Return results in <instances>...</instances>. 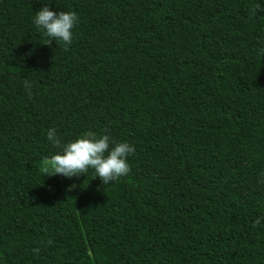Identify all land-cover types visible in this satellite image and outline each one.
Returning a JSON list of instances; mask_svg holds the SVG:
<instances>
[{
  "label": "trees",
  "instance_id": "obj_1",
  "mask_svg": "<svg viewBox=\"0 0 264 264\" xmlns=\"http://www.w3.org/2000/svg\"><path fill=\"white\" fill-rule=\"evenodd\" d=\"M50 129L129 174L46 176ZM0 264H264V0H0Z\"/></svg>",
  "mask_w": 264,
  "mask_h": 264
},
{
  "label": "clouds",
  "instance_id": "obj_2",
  "mask_svg": "<svg viewBox=\"0 0 264 264\" xmlns=\"http://www.w3.org/2000/svg\"><path fill=\"white\" fill-rule=\"evenodd\" d=\"M78 23L75 12L61 11L57 14L48 6L35 14L34 24L45 31V35L55 41L70 45L73 40V28ZM26 86L30 87L28 82ZM47 139L62 151L44 161L46 176L62 175L67 178L85 175L89 169L94 170L96 178H100L108 186L130 172L128 157L135 153V147L127 142L114 141L107 130L97 136L87 132L73 142L61 145L55 129L47 132ZM75 187V186H73ZM71 191L72 189H68ZM259 219L255 222L259 224ZM33 251L38 252V249Z\"/></svg>",
  "mask_w": 264,
  "mask_h": 264
},
{
  "label": "rangeland",
  "instance_id": "obj_3",
  "mask_svg": "<svg viewBox=\"0 0 264 264\" xmlns=\"http://www.w3.org/2000/svg\"><path fill=\"white\" fill-rule=\"evenodd\" d=\"M58 153H60L59 150H54V152H52V153L50 154V157H51L52 155H54V154H58Z\"/></svg>",
  "mask_w": 264,
  "mask_h": 264
}]
</instances>
